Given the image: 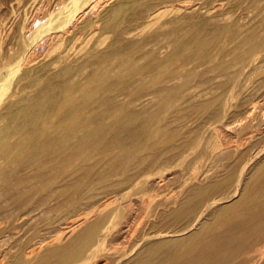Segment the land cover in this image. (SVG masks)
<instances>
[{"label": "bare ground", "instance_id": "bare-ground-1", "mask_svg": "<svg viewBox=\"0 0 264 264\" xmlns=\"http://www.w3.org/2000/svg\"><path fill=\"white\" fill-rule=\"evenodd\" d=\"M4 2L0 107L11 93L0 113V224L23 217L28 243L41 225L58 231L6 264H264V0H215L198 20L162 22L151 33L144 22L141 29L121 24L145 9L154 22L160 5H118L106 22L117 34L110 50H99L104 37L85 61L65 64L64 94L51 100L44 97L59 81L28 98L15 77L39 53L55 66L70 59L67 46L81 44L84 32L94 36L98 21L81 22L102 0H57L45 12L42 0L1 9ZM123 37L136 39L124 48ZM75 73L85 76L72 79ZM25 76L39 84L38 75ZM240 103L232 131L225 118ZM222 128L235 132L226 143ZM191 155L192 164L212 156L214 170L170 190ZM118 239L122 249L108 246Z\"/></svg>", "mask_w": 264, "mask_h": 264}, {"label": "rangeland", "instance_id": "rangeland-1", "mask_svg": "<svg viewBox=\"0 0 264 264\" xmlns=\"http://www.w3.org/2000/svg\"><path fill=\"white\" fill-rule=\"evenodd\" d=\"M5 1H7V0H5ZM11 1V0H10ZM10 1H7L8 3H6V2H4V0H3V4L5 5V6H2V8L1 9H5L6 8V6L8 7H10L11 9H12V7H11V3L12 2H10ZM58 1H60V0H58ZM131 0H102V2H98V4L96 5V7H95V10H93V12H91V14L92 15H90V16H88V17H86L85 18V20H83L81 23H84L83 25H85L86 24V22H90L91 20H97L98 21V23H97V28H96V31H94V36H93V34L92 33H90L87 29H86V31H88L89 33V35H91L93 38H96L95 40H92L93 38L90 36V38H92V39H90L89 38V35L87 34V33H85L84 32V34H86V37H85V35L83 36L84 37V39L82 38V41H81V44H73L72 46L70 45V46H67L68 48V50H70V51H68L67 49V52L70 54V59H67V60H65V61H63V62H60V63H58V64H56V66H55V64L53 63V64H51V62H52V60L51 59H53L51 56H46V54H44L43 53V51L41 50V52L43 53V54H38V58L36 59V60H34L29 66H32V67H29V66H23L22 67V69L18 72V74H17V76L15 77V80H18V79H21V81H22V84L24 85V86H27L26 87V90H25V94H27L28 95V98L30 97V95H31V97L34 95H36L47 83H49V82H52V81H59V87H57L54 91H52L53 93L51 94V93H49L48 95H46V97H44V99H48V100H51V99H56V98H59V97H61V96H63V86H61L60 85V81H62L61 83H65V80H63V78H60L59 76L61 75V73H62V71H60V69H64V65L65 64H71V63H76L77 62V60L78 61H80V62H83V61H85L88 57H89V55H90V52H94L95 50H97V49H95V43L98 41V39H103L104 37L106 38V41L103 43L104 45L102 46H99V50H104V51H109L110 50V48L112 47L111 46V43H112V41H114L115 40V38H117L116 37V35L117 34H115L116 32L115 31H113V30H111L110 29V25H108L109 23H106V22H113V20H110L111 19V17H109V16H111V13L113 12V11H111V10H114V8L117 6L118 7V5H121V4H126V2H127V4L130 2ZM147 2H148V4H149V2L151 3V5H150V8H152L153 6H154V8L153 9H158V5H160L161 6V10H163L164 9V11L162 12V14H163V16H162V14H160L159 16H157V17H160V18H157L156 17V19H154V18H152V20L154 19V20H156V21H151V19L149 20V17L148 16H146V15H148V10L147 9H145V11L147 12V13H145L144 14V12H143V15L141 14L140 16H137V17H135V16H127L124 20H123V25L121 24V30H128V29H132V28H134V26H135V28H137V27H139L138 29H141V26L143 25V23H141V22H144V24L145 25H150V27L147 25V26H145V25H143L142 26V29H144V30H146L145 32H147L148 31V29H149V33H151V32H154V31H156V29L159 27V29H160V26L161 25H163V24H165V23H167V24H169V26H172V25H170V24H175L176 23V21H178V22H180L179 21V19L181 20V21H183V23L185 22V20L186 21H189V20H191V21H194V20H198L200 17H202L204 14H201V13H204L203 11H204V9L205 8H209L210 6H211V4H213V2L215 1H212V0H198V2H197V0H186V2H185V0H180V1H182V2H180L179 0H178V2H177V0H165V3L164 2H162L163 0H161V2H160V0H146ZM159 1V2H158ZM174 1V2H173ZM187 1H188V3H187ZM196 1V2H195ZM211 1H212V3H211ZM51 2L53 3V4H51ZM156 2V4L154 5V3ZM166 2H169L170 3V6L172 5V8L169 6V3H166ZM173 2V3H172ZM210 4H209V3ZM29 3V2H28ZM43 3V4H42ZM55 3H57V0L55 1V0H51V1H49V3L48 2H46V0L44 1V0H42V2H41V4L43 5V9H42V12H45L44 11V9H45V7H46V9L45 10H47L48 8L50 9V7H51V5H52V7H54V5H55ZM59 3V2H58ZM108 3H109V5H108ZM158 3V4H157ZM162 3H164V4H167L166 6L164 5V4H162ZM177 3V4H176ZM180 3V4H179ZM194 3V4H193ZM203 3V4H202ZM2 4V5H3ZM10 4V5H9ZM41 4H40V6H41ZM46 4H47V6H46ZM51 4V5H50ZM126 4V5H127ZM175 4V5H174ZM184 4H187V5H184ZM196 4H197V6L199 7H197L196 6ZM201 4L203 5L202 7H201ZM207 4V5H206ZM26 5H28L29 6V4H26ZM26 5H24V6H22L23 8H25V6ZM49 5V6H48ZM115 5V6H114ZM163 5V6H162ZM183 5V6H182ZM189 5V6H188ZM194 7H193V6ZM205 5L206 6H209V7H205ZM27 6V7H28ZM157 8H156V7ZM174 6V7H173ZM177 6H179V8L177 7ZM185 6H188V8L187 9H189V10H187V9H184V8H186ZM21 7V9H19L20 11H18V13H19V15L21 16L22 15V13H23V8ZM48 7V8H47ZM148 7V6H147ZM169 9H168V8ZM182 9H181V8ZM203 7H204V9H203ZM42 8V7H41ZM110 8V9H109ZM170 8H171V10H170ZM175 8V9H174ZM176 8H178V9H176ZM192 8L194 9V10H196V11H194L193 12V10H192ZM201 8V9H200ZM48 9V10H49ZM152 9V10H153ZM165 9H168L167 11H168V13H167V11L165 10ZM198 9H200L201 11L199 12V10ZM166 11V12H165ZM20 12H22V13H20ZM40 12H41V9H40ZM167 13V16L165 15V13ZM181 13V15H180V13ZM200 13V15L199 14H196V13ZM188 13H190V14H188ZM196 14V15H194V14ZM188 16H187V15ZM165 15V16H164ZM179 15V16H178ZM186 15V17L185 18H183L184 16ZM189 15L191 16V15H193V16H191V17H189ZM20 16H18L17 17V19L20 17ZM142 16H144V17H142ZM146 16V17H145ZM169 16V17H168ZM180 16H182V19L181 18H179ZM195 16H197L198 17V19H197V17L195 18ZM108 17V18H107ZM189 19H188V18ZM193 17V18H192ZM98 18V19H97ZM115 18V17H114ZM129 18V19H128ZM145 18H147L146 20L148 21L149 20V22L150 23H148L146 20H145ZM176 18H178L177 20H174V19H176ZM195 18V19H194ZM90 21H89V20ZM103 19H105V20H103ZM140 19V20H139ZM158 19V20H157ZM160 19H161V21H160ZM100 20V21H99ZM168 20H170V23L169 22H167ZM171 20H173V21H171ZM138 21V22H137ZM163 22V24H161L160 26L158 25V24H160V23H162ZM173 22V23H172ZM103 23V24H102ZM139 23V24H138ZM152 23V24H151ZM102 24V25H101ZM142 24V25H141ZM154 24H155V26H154ZM158 26H157V25ZM173 24V25H174ZM137 25V26H136ZM124 26L126 27V28H124ZM154 26V27H153ZM128 27H130V28H128ZM152 27V28H151ZM102 28V29H101ZM148 28V29H147ZM154 28V29H153ZM105 29V30H104ZM110 29V30H109ZM151 30V31H150ZM152 30H154V31H152ZM158 30V29H157ZM85 31V30H84ZM98 31V32H97ZM101 33V34H100ZM113 33V34H112ZM148 33V32H147ZM67 37H69V35H67ZM87 37H88V39H90V40H88L87 39ZM98 37V38H97ZM86 38V39H85ZM110 38V39H109ZM134 39V40H133ZM135 39L136 38H133V37H123V38H121L120 39V41L118 42V44L120 45V46H122V47H124V48H126V46H130L131 45V43L132 42H134L135 41ZM89 42H88V41ZM92 40V41H91ZM88 43H90V44H88ZM94 41V42H93ZM78 43H80V42H78ZM86 43V44H85ZM129 43V44H128ZM93 45V46H92ZM93 47V48H92ZM74 48H75V50H74ZM78 48V49H77ZM82 48V49H81ZM109 48V49H108ZM72 50V51H71ZM82 50V51H81ZM73 53H74V55H73ZM75 53H77L76 55H78L79 53L81 54H79L78 55V57H76V55H75ZM72 54V55H71ZM84 55V56H83ZM76 57V58H75ZM79 58H80V60H79ZM67 61V62H66ZM65 62V63H64ZM96 62V61H95ZM91 63L88 67L90 68H88V67H86L85 68V73H86V75L90 72V71H92V70H94V69H96L95 67H98V63ZM34 64V65H33ZM47 65V66H46ZM53 65V66H52ZM38 66V67H37ZM59 66V67H58ZM27 68H29V69H27ZM31 68V69H30ZM25 69H27V70H29V71H27V72H25L24 70ZM32 69H34V70H32ZM36 70V71H35ZM32 73H31V72ZM36 73H35V72ZM29 72V73H28ZM49 72V73H48ZM58 72H59V74H58ZM26 73V74H25ZM31 75V76H35V75H38V76H36V78L37 77H39L40 78V81H39V84L38 83H35V85H33L32 83H29L28 84V82H30L29 81V79H28V77H26L25 75ZM47 74V75H46ZM76 74V73H75ZM23 75V78L21 77ZM52 75V76H51ZM79 74H76V75H72L71 76V78L73 79V78H75V76H77L76 77V79L75 80H77V79H80L81 77L83 78L84 76H85V74L84 75H79ZM19 77H21V78H19ZM48 77H49V79H48ZM17 78V79H16ZM27 78L28 79V81H26L25 79ZM22 79H24V81L22 80ZM15 80H14V82H15ZM27 83V84H26ZM64 83H63V85H64ZM41 84V85H40ZM43 86V87H42ZM31 87V88H30ZM62 87V88H61ZM61 88V89H60ZM11 90V89H10ZM9 90V91H10ZM8 91V93L7 94H5V95H7L8 97H9V93H11V92H9ZM31 91V92H30ZM61 91H62V93H61ZM59 92V93H58ZM6 96V100H5V98H3V104L1 105V107H0V113L2 112V107H3V105H5V103L7 102V99H8V97ZM52 96H53V98H52ZM5 97V96H4ZM27 96H25V98H26ZM51 98V99H50ZM240 98H241V95H239V96H237L234 100V102H239L240 101ZM250 99H251V97H249ZM27 99V98H26ZM41 99V100H40ZM40 99H38L39 100V102H40V104H42V102L41 101H43L42 99L43 98H40ZM46 101V100H45ZM45 101H43V102H45ZM247 101L248 102H251L249 99H247ZM246 100H245V103H248ZM257 101V100H256ZM40 104H39V106H40ZM241 104V103H240ZM241 105H243V106H241V107H239V108H237V109H232V111H233V113H230V115H228L227 116V118H225L226 119V121L225 122H228L227 123V126H231V127H233L238 121L237 120H235V118L237 119V118H239V117H241L242 116V110H243V108H244V103H242ZM41 107V106H40ZM38 108L37 107V112H39V110L41 109V108ZM238 116V117H237ZM234 121V122H233ZM231 122V123H230ZM233 125V126H232ZM223 129V128H222ZM231 130L232 131H235V129H234V127L233 128H231ZM219 131H220V138H222L223 139V141L226 143L227 142V140H229L228 138H229V136L230 135H228V134H232L233 132H231L230 131V133H227L224 129L223 130H221V129H219ZM223 131V132H222ZM226 132V133H225ZM212 132L211 131H206L205 133H204V135L206 136V137H210V135L209 134H211ZM221 133H222V135H221ZM223 133H225V135L223 134ZM226 134H227V136H226ZM234 135H235V132L233 133ZM226 138V139H225ZM221 139V140H222ZM236 139V138H235ZM200 149V148H199ZM193 155V154H192ZM191 155V156H192ZM196 154H194V156H195ZM191 156H189L187 159H186V161H185V163L184 164H182V165H180V166H182V168L180 167V170L182 171H179V173H181V177L179 178H177L176 180H175V184H171V185H169L168 186V188L171 190H173L174 192H175V190L177 191L178 189H180L181 187L180 186H183V185H185V181H189L191 178H193V177H195L198 173L200 174L201 172L202 173H205V174H202L201 173V177H204L205 175H206V172L207 173H211L212 172V170H210V169H212L213 168V170H214V167H215V162H214V160H213V158H212V156L210 157V156H206V159L205 158H203L202 160H200L198 163H193L192 164V162H194V160H193V156L191 157ZM206 160V161H205ZM209 160H211V161H209ZM205 163V166L203 165L204 163ZM200 163V164H199ZM189 164V165H188ZM253 164V163H252ZM252 164L250 165V166H252ZM196 165H198V168L201 170V171H199V169L197 170V169H195V168H197V166ZM189 166H191V167H189ZM187 167V168H186ZM185 168V169H184ZM184 169V170H183ZM191 169V170H190ZM208 169V170H207ZM195 170V171H194ZM209 171V172H208ZM211 171V172H210ZM196 172V173H195ZM185 174V175H184ZM196 174V175H195ZM183 175H184V177H183ZM187 175V176H186ZM191 176V177H190ZM193 176V177H192ZM187 178V179H186ZM178 179H179V181H178ZM182 180H183V182H182ZM180 182L182 183V185L180 184ZM185 182V183H184ZM178 184H180V185H178ZM179 187V188H178ZM177 188V189H176ZM169 189L168 190H166V191H169ZM138 196V197H137ZM136 197V203L134 204V208H135V210L136 209H139L140 208V206H141V202H140V197H139V195H136L135 196ZM23 217H19V215L17 214L15 217H13V219L10 221V220H8L7 222H1L2 224H0V264H6L10 259H11V255L14 253V252H16L17 250H19L20 248H22V250L25 252V253H28V251L29 252H31L36 246H38L39 244H41V245H39V246H42V245H44V244H46L48 241H50V240H52L57 234H58V231H53V230H45L46 228H44L42 225L41 226H39L37 229H36V235L32 238V240L31 241H34V242H27L29 239H30V235H32L31 234V232H30V230H29V224H25L24 223V219H22ZM17 222H16V221ZM20 221V222H19ZM10 222V223H9ZM15 224H14V223ZM22 223V224H21ZM24 223V224H23ZM14 224V225H13ZM23 225V226H22ZM10 227V228H9ZM20 227V228H19ZM24 227V228H23ZM25 228H27V229H25ZM26 231H28V233L29 234H27V232ZM17 232V233H16ZM25 232H26V234H25ZM19 233V234H18ZM42 236V237H41ZM54 236V237H53ZM46 237V238H45ZM37 239V240H36ZM50 239V240H49ZM5 240V241H4ZM7 240H9V241H7ZM43 240V241H42ZM2 241H4V242H2ZM120 242H122V239H118V240H113V241H109V245L108 246H110V247H112V249H113V244H114V248L115 247H117V248H120V249H122V247H124L125 245H126V243L123 241L121 244H120ZM4 243V244H3ZM9 243V244H8ZM39 243V244H38ZM119 243V244H118ZM124 243V244H123ZM8 244V245H7ZM38 244V245H37ZM117 244H118V246H117ZM124 246H123V245ZM33 246V249L31 248L32 246ZM121 245V246H120ZM2 247H3V249H2ZM12 247V248H11ZM11 248V249H10ZM17 248V249H16ZM13 249H15L14 251H13ZM6 250H8V251H6ZM12 251V253H11V251ZM8 252H10V253H8ZM1 257H2V259H1ZM7 257H8V259H7Z\"/></svg>", "mask_w": 264, "mask_h": 264}]
</instances>
